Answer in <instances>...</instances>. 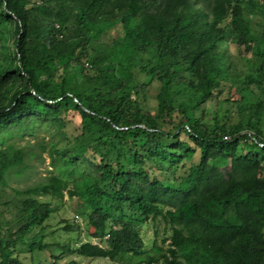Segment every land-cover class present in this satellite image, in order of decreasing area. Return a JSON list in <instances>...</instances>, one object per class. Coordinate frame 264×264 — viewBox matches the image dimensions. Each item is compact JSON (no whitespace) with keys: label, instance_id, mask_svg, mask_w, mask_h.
<instances>
[{"label":"trees","instance_id":"obj_1","mask_svg":"<svg viewBox=\"0 0 264 264\" xmlns=\"http://www.w3.org/2000/svg\"><path fill=\"white\" fill-rule=\"evenodd\" d=\"M245 9L261 16L258 29ZM103 32L109 42L96 47ZM0 39V135L79 117V133L48 148L52 165L76 172L72 187L51 174L12 188L0 264L53 263L25 262L20 252L48 247L35 230L64 191L89 208L88 237L97 242L58 244L51 259L264 264V0H0ZM154 80L152 114L140 100ZM180 91L191 99L175 102ZM34 153L0 148V187ZM152 165L171 177H158ZM149 217L170 227L166 253L132 261L143 254L138 224Z\"/></svg>","mask_w":264,"mask_h":264},{"label":"rangeland","instance_id":"obj_2","mask_svg":"<svg viewBox=\"0 0 264 264\" xmlns=\"http://www.w3.org/2000/svg\"><path fill=\"white\" fill-rule=\"evenodd\" d=\"M242 5L244 6V3ZM244 15L252 28L258 29L260 27L261 16L257 14L256 11H248L245 9ZM109 37L110 35L108 32H103L99 40L95 42V46L97 47L100 43L109 42ZM2 44L3 41L0 39V58L3 52ZM224 45L233 56H237V47L233 43L228 42L224 43ZM34 50H39L37 41ZM181 75L182 74L177 75L174 79L175 83L181 81ZM159 87L158 81H152L140 100L143 107L152 114L157 112L156 95L159 91ZM227 89L228 88L224 86L223 92L218 98L222 99L227 96ZM173 99L175 102H180L185 100L189 101L191 97L187 93L180 91L173 96ZM214 102L207 106L209 108L211 104L214 106ZM65 119L66 124L63 127H58L49 122H34L28 128L7 131L0 135V148H3L7 144H16L26 147L27 150L31 149L35 151L34 154L28 155L26 158V168L24 171L17 174V168L11 170L7 177L8 185L0 187V227L2 229L6 228L14 219L15 210L13 205L9 203L13 195L12 188H23L38 183L45 180V178L51 174L66 178L69 180V188L72 187L71 180L73 177H77L76 172L72 175L65 173L62 167L50 163L48 155V148L51 142L61 145L79 133L78 115L70 113ZM208 120H210V117H208ZM231 121L234 122L235 119L231 118ZM169 127H172V125L169 124ZM78 164L82 169H90L87 160L80 159ZM150 170L160 178L171 177L170 171L156 169L153 165ZM38 197L42 200H53L50 196L41 195ZM54 206V210L46 221L45 227L35 230L37 239L41 238L44 243L48 244V247L44 250L35 249L32 252L27 250V248L21 249L20 258L23 261L37 263L41 260H47L53 262L52 264H62L72 259L78 264H127L125 261L131 258L130 254H120L113 260L101 257H79L75 255L63 256L57 260L51 259V256L59 254L58 244H75L87 240H91L93 243L97 242L96 239L88 237L90 231L87 219L89 208L84 206L79 197L69 196L67 191H64L62 200H60L57 205L54 204ZM67 224H72L73 229H63ZM138 227L144 241V249L143 254L139 257L132 258V261H138L140 258L146 257L147 255L159 256L166 253L171 234L169 225L165 224L159 217L156 219L149 217L138 224Z\"/></svg>","mask_w":264,"mask_h":264}]
</instances>
